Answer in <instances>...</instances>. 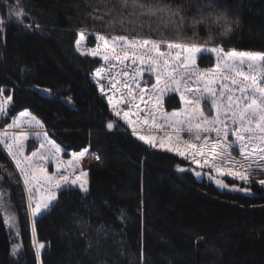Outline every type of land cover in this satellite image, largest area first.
Instances as JSON below:
<instances>
[{
	"label": "trees",
	"instance_id": "1",
	"mask_svg": "<svg viewBox=\"0 0 264 264\" xmlns=\"http://www.w3.org/2000/svg\"><path fill=\"white\" fill-rule=\"evenodd\" d=\"M20 2L23 24L8 18L0 0L5 21L0 88L12 98L0 128L26 111L41 121L66 156L86 148L98 163L89 171L87 193L78 188L59 192L55 207L37 218V241L45 245L37 261L26 195L0 147V164L5 165L0 175L21 230L14 237L0 211V264H139L142 255L143 264H264V187L256 180L250 185L227 180L230 186L250 188L248 193L230 191L199 181L190 171L179 172L178 166H187L184 159L137 140L108 105V81L95 76L104 62L87 49L96 46L98 34L136 33L109 26L107 18L94 19L100 14L93 12L97 0ZM219 3L243 23L213 47L264 53V0ZM81 31L85 40L77 51ZM144 36L158 38L147 28ZM214 64V57L198 59L202 68ZM178 107L177 102L173 108ZM109 122L114 123L111 130ZM18 242L22 247L13 256L12 245Z\"/></svg>",
	"mask_w": 264,
	"mask_h": 264
},
{
	"label": "snow or ice",
	"instance_id": "2",
	"mask_svg": "<svg viewBox=\"0 0 264 264\" xmlns=\"http://www.w3.org/2000/svg\"><path fill=\"white\" fill-rule=\"evenodd\" d=\"M3 3L7 5L8 18L23 24L26 13L20 0L15 4L12 0ZM93 12L100 13L94 19L107 18L109 26L136 33L111 38L98 34L96 46L87 49L89 55L99 57L106 65L98 68L95 76L108 79L107 89L112 95H107L104 85H100L101 94L107 95L113 114L131 129L132 135L153 149L189 160L196 168L211 169L214 176L195 170L193 174L198 179L207 175L221 189L250 191L249 187L230 186L222 177L244 185H250L252 177H259L255 182L264 187V53L177 42L170 38L169 30L145 16L135 4L129 7L127 0H97ZM4 23L0 19V32ZM145 28L158 38H145ZM84 40L81 31L77 51H81ZM211 57L215 58L214 66H198V59ZM4 91L0 88V119L8 115L12 103L11 96L5 97ZM173 94L179 97V107L167 111L166 99L174 98ZM113 126V122L107 124L108 129ZM43 129L41 121L25 111L0 131V146L23 182L37 261L45 247L35 239L37 218L55 207L59 192L77 187L81 193L88 192V172L79 170L88 150L73 153L65 162L61 148ZM160 131L166 135L155 134ZM30 138L38 143L37 149L29 151ZM49 165L54 166V172H49ZM0 169H5V165L0 164ZM177 170L186 171L179 166ZM8 175L11 178L12 173ZM10 209L8 194L0 188L3 223L18 237L17 217ZM21 247L13 243L12 255ZM139 264H143V255Z\"/></svg>",
	"mask_w": 264,
	"mask_h": 264
},
{
	"label": "clouds",
	"instance_id": "3",
	"mask_svg": "<svg viewBox=\"0 0 264 264\" xmlns=\"http://www.w3.org/2000/svg\"><path fill=\"white\" fill-rule=\"evenodd\" d=\"M145 16L171 32L177 42L213 47L242 25L238 13L221 6L219 0H127ZM163 9V11H161Z\"/></svg>",
	"mask_w": 264,
	"mask_h": 264
},
{
	"label": "rangeland",
	"instance_id": "4",
	"mask_svg": "<svg viewBox=\"0 0 264 264\" xmlns=\"http://www.w3.org/2000/svg\"><path fill=\"white\" fill-rule=\"evenodd\" d=\"M104 66L106 67V65L104 64ZM115 71V70H114ZM101 75H104V74H101ZM145 77H147V74H145ZM104 80H106V81H108V79L107 78H104ZM152 82H154V80L152 81ZM108 84V83H107ZM109 93H110V95H112V91H110L109 90ZM117 96H119L120 94L119 93H117L116 94ZM5 96V95H4ZM173 96H174V94H173ZM6 97V96H5ZM174 97H176L177 98V100H176V102H174V101H171V99H166V103H165V109L167 110V111H173V110H177V108H173L175 105H176V103L178 102L179 103V97L178 96H174ZM173 99V98H172ZM171 101V102H170ZM122 108H124V109H126L127 108V106L126 105H122L121 106ZM8 116V115H7ZM7 116L6 117H4L3 119H0V122L2 121V120H4L5 118H7ZM114 124V123H113ZM114 127V126H113ZM113 129V128H112ZM3 129H1L0 128V131H2ZM111 130V129H110ZM43 131H46V130H43ZM47 132V131H46ZM48 133V132H47ZM156 135H159V136H164V135H166V133L164 132V131H160V132H158V133H155ZM48 136H49V133H48ZM49 139L53 142V143H55L57 146H59L60 148H61V159L62 160H64L65 162H67L68 160H70L71 159V157H72V154H70L69 156H66L65 155V152H64V150H63V148L60 146V145H58L54 140H52L51 139V137L49 136ZM27 144H28V148H29V151L30 150H35V149H37L38 147H39V145H38V143H36V142H34L33 141V139H29V141L27 142ZM1 147V149H2V146H0ZM157 150H160L159 148H156ZM3 150V149H2ZM161 151H165V150H161ZM5 152V151H4ZM6 153V152H5ZM174 154V153H173ZM234 155H238V152H234L233 153ZM6 155H7V153H6ZM9 158V157H8ZM10 159V158H9ZM183 159V158H182ZM185 160V159H184ZM10 161H11V159H10ZM186 162H187V166H184V167H180V168H184V169H186V171H190V172H192L193 173V170H195V171H201L202 172V174H204V173H211L213 176L215 175V173H212V170L211 169H208V168H204V169H199V168H196V166L195 165H192L191 163H190V161L189 160H185ZM98 163V158H96V156L94 155V153H92L91 151H88L87 152V154H86V156L81 160V162H80V164H79V170H83V171H87L88 172V184H89V171H90V169L93 167V166H95L96 164ZM13 164V163H12ZM13 166H14V168H15V165L13 164ZM55 171V168H54V166H52V165H49V172L50 173H52V172H54ZM179 172H181V171H179ZM183 172H185V171H183ZM17 173V172H16ZM17 175H18V178H19V174L17 173ZM196 177V176H195ZM197 178V177H196ZM259 177H252V180H257ZM198 179V178H197ZM222 179H224L225 180V182L227 181V180H231V178L230 177H222ZM199 181H203V180H207V181H210V182H213L214 183V181L213 180H209L208 179V177H207V175H204L203 176V178H200V179H198ZM231 181H233V180H231ZM234 182H238L239 184H242L243 182H241V181H234ZM20 183L22 184V187H23V182L20 180ZM89 187V186H88ZM0 188H3L5 191H6V193L8 194V198L10 199V201H11V211H13L14 212V214L16 215V217H17V224H18V226H19V235H20V232H21V230H20V225H19V221H18V216H17V214H16V211H15V208H14V204H13V201H12V198H11V195H10V192H9V190L4 186V184H3V180H0ZM78 188V187H77ZM59 194V193H58ZM58 194H57V198H58ZM57 201V200H56ZM56 201L54 202V204L56 203ZM4 213V212H3ZM30 220H31V217H30ZM31 223H32V221H31ZM11 231V230H10ZM11 233L14 235V237H16V238H18L17 237V235H16V233L14 232V231H11ZM35 239L37 240V237L35 236ZM17 244H19V242L17 243ZM42 250L43 249H41L40 251L42 252ZM39 261H41V255H40V260Z\"/></svg>",
	"mask_w": 264,
	"mask_h": 264
},
{
	"label": "crops",
	"instance_id": "5",
	"mask_svg": "<svg viewBox=\"0 0 264 264\" xmlns=\"http://www.w3.org/2000/svg\"><path fill=\"white\" fill-rule=\"evenodd\" d=\"M88 151H90V149H87ZM70 154H73V153H70ZM95 155V154H94ZM96 156V155H95ZM97 158V157H96Z\"/></svg>",
	"mask_w": 264,
	"mask_h": 264
}]
</instances>
